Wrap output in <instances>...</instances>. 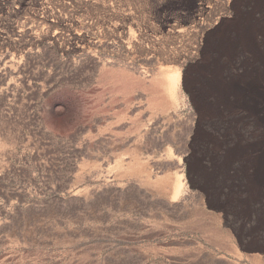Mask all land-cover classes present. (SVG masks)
Masks as SVG:
<instances>
[{"label":"rangeland","instance_id":"374dc122","mask_svg":"<svg viewBox=\"0 0 264 264\" xmlns=\"http://www.w3.org/2000/svg\"><path fill=\"white\" fill-rule=\"evenodd\" d=\"M235 2L0 0V264H264L203 173L207 134L264 149Z\"/></svg>","mask_w":264,"mask_h":264},{"label":"bare ground","instance_id":"6f19581e","mask_svg":"<svg viewBox=\"0 0 264 264\" xmlns=\"http://www.w3.org/2000/svg\"><path fill=\"white\" fill-rule=\"evenodd\" d=\"M201 94L208 109L218 108V102L211 98L209 92L203 90ZM221 146L224 151L217 156L216 147ZM204 148L211 163L219 167L213 170L206 167L203 173L210 177L209 183L213 189L225 194V211L253 218L257 227L264 228V149L230 148L227 142L223 145L212 133L207 134ZM233 164L237 180L232 185L215 179L217 175H226Z\"/></svg>","mask_w":264,"mask_h":264},{"label":"flooded vegetation","instance_id":"af4514ba","mask_svg":"<svg viewBox=\"0 0 264 264\" xmlns=\"http://www.w3.org/2000/svg\"><path fill=\"white\" fill-rule=\"evenodd\" d=\"M240 0H236L235 6H240ZM243 11V12H242ZM241 11L238 8L236 13V25L237 29L240 28L242 24L243 31L245 33L244 39L246 43V47H244L245 51H253V46H255L256 42L259 46L264 48V2L263 0H259L258 3L256 0H243V10ZM259 22L258 26V40L254 35L255 28L254 21ZM253 23V24H252ZM246 53V52H245ZM246 53V54H247ZM245 54V55H246Z\"/></svg>","mask_w":264,"mask_h":264}]
</instances>
